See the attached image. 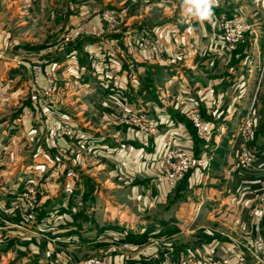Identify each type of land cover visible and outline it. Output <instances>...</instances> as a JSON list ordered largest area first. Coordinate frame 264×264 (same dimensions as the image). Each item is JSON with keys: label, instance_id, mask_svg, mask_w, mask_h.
<instances>
[{"label": "rangeland", "instance_id": "rangeland-1", "mask_svg": "<svg viewBox=\"0 0 264 264\" xmlns=\"http://www.w3.org/2000/svg\"><path fill=\"white\" fill-rule=\"evenodd\" d=\"M216 7L239 13L254 31L229 50L216 16L213 49L196 41L202 37L193 24L188 33L197 36L190 50L205 58L218 55L238 71L223 88L236 96L238 110L254 105L258 138L264 133V0H218ZM188 12L183 0H0V264H87L92 258L130 264L145 252L141 247L156 243L127 248L124 239L111 237L88 248L83 229L87 217L103 216L98 193L137 214L155 209L136 205L128 194L133 185H149L151 177L135 174V167L147 162L142 155L162 128L132 122L139 107L151 116L145 94L125 87L138 84L140 75L141 84L151 87L149 68L172 63L170 56L181 60L180 36H168L167 28L185 24L178 20ZM119 131L122 145L102 135ZM133 131L142 138L135 140ZM105 139L117 144L112 157L99 155L109 149ZM133 140L144 150L127 164L118 157L136 147ZM209 162L207 157L203 167ZM118 164V172L110 171ZM186 176L172 186L182 188ZM125 187L126 193L117 191ZM140 193L141 202L150 197ZM165 242L156 244L163 249Z\"/></svg>", "mask_w": 264, "mask_h": 264}, {"label": "crops", "instance_id": "crops-1", "mask_svg": "<svg viewBox=\"0 0 264 264\" xmlns=\"http://www.w3.org/2000/svg\"><path fill=\"white\" fill-rule=\"evenodd\" d=\"M229 10L222 7L211 9L210 20H201L188 12L187 19L178 20L185 24L170 25L167 29L171 35L168 36H180L183 45L181 60L177 61L170 56L172 63L166 66L158 65L157 69L149 68L150 78L155 81L151 82V87L145 88L141 84V75L137 77L138 84L126 85L128 87H125V91L133 90V93L138 91L139 95L145 94L144 98L148 103L144 106L148 107L150 121L154 126L162 128L161 133L150 137L151 146L142 155L147 162L143 163L141 168L135 167V174L151 177L149 185H133L128 194L136 205L143 204L144 207L150 205V208L155 209H151L150 213L137 214L132 209L123 208L120 203H115L102 193H98L97 198L101 199L100 205H103L104 212L101 219L99 216H92L85 220L83 230L86 233L84 236L86 247L89 248L90 244L96 242L104 246L109 243L111 237L131 238L140 245L151 239L152 243L158 244L164 240L168 247L162 249L163 246H160L162 243L159 246L154 243L141 247L140 250L145 252L138 253L137 258L130 264H176L179 256L187 253L203 261L225 256L230 258V264H258L254 241L259 232L264 237V215L259 232L255 227V216L260 194L264 190V133L262 131V135L256 137L253 142L259 168L237 167L230 136L237 126V120H241L247 108L245 111L238 110L234 102L236 96L228 95L230 89L223 87L232 80L236 81L238 71L235 73L227 66L228 64L225 66L221 57L214 53V56L208 58L195 54L190 47L193 46L192 37L196 34L188 33L193 28L192 25L196 24L199 37H202L201 41H196L212 50L216 35V16L232 14L228 12ZM219 43L222 47V42ZM220 67L225 69L219 71ZM138 70L141 73V66ZM175 97L178 101L176 99L174 101ZM196 107H200L203 117L218 130L217 137L215 135L211 141H204L192 133L193 125L188 113ZM102 135L106 138L112 137L118 145H122L125 139L120 131L106 134L107 136ZM132 135L135 140L136 137L139 140L142 138L140 133L136 134L134 131ZM105 141L109 149L100 150L99 155L114 156L111 154L115 153L117 144L115 141L111 142L115 143L112 145L107 139ZM131 142L136 147H132L129 152L125 151L123 157H120L119 152V160L123 158L121 160L126 162L129 159L130 162L132 157L140 156L144 150L139 141ZM170 145L184 146L197 155H207L211 166L192 170L187 174L182 188L171 186L161 179L164 171L161 155ZM148 162H151V165H147ZM119 168L121 165L118 164V167L110 171L118 172ZM126 189L128 188L117 191L126 193ZM140 189L150 195L145 196L143 202L139 199ZM174 191H178L176 192L178 197L168 203L167 199ZM163 204L166 205L161 209L159 205ZM110 208L119 214H113ZM122 212L127 217L122 218ZM124 236L126 237L123 238ZM79 239L84 241L82 237Z\"/></svg>", "mask_w": 264, "mask_h": 264}, {"label": "built area", "instance_id": "built-area-1", "mask_svg": "<svg viewBox=\"0 0 264 264\" xmlns=\"http://www.w3.org/2000/svg\"><path fill=\"white\" fill-rule=\"evenodd\" d=\"M217 32L221 34L226 47L229 50L236 48V46L242 41L244 36L254 31L252 26L246 21L239 13L232 15H225L220 18ZM104 60V59H101ZM104 62V61H103ZM118 75V72L114 69L112 71ZM143 108V106H142ZM138 116L132 118L134 123L143 124L144 128L149 126L150 117L145 108L143 110L139 107ZM150 115V114H149ZM255 107L251 104L246 113L242 116L238 127L232 132L230 136V142L232 144L233 155L236 160V166L240 169L259 168L257 165V157L253 149V142L256 137L255 133ZM189 119L192 121L193 126L197 130L198 136L204 141H211L215 138L217 128L211 122L207 121L202 113L200 107L192 108L188 113ZM130 122L131 124H133ZM218 134V136H220ZM90 137V136H88ZM217 137V135H216ZM207 156H197L195 153L189 151L184 146L170 147L164 154V173L161 175V179L168 184L175 185L177 181L183 179L186 174L194 169L203 167ZM205 167V166H204ZM259 206L256 210L255 227L260 231L261 219L264 215V190L259 197ZM127 238V237H126ZM124 239V247H136L138 243ZM133 247V248H134ZM254 252L259 264H264V237L258 234L254 241ZM87 264H111L108 259H90ZM176 264H230L229 257L220 258H208L206 260H200L192 254H181L177 259Z\"/></svg>", "mask_w": 264, "mask_h": 264}, {"label": "clouds", "instance_id": "clouds-1", "mask_svg": "<svg viewBox=\"0 0 264 264\" xmlns=\"http://www.w3.org/2000/svg\"><path fill=\"white\" fill-rule=\"evenodd\" d=\"M217 2L218 0H183V4L187 10L198 16L201 20L211 19V9Z\"/></svg>", "mask_w": 264, "mask_h": 264}, {"label": "bare ground", "instance_id": "bare-ground-1", "mask_svg": "<svg viewBox=\"0 0 264 264\" xmlns=\"http://www.w3.org/2000/svg\"><path fill=\"white\" fill-rule=\"evenodd\" d=\"M122 216L124 217L125 215L123 214Z\"/></svg>", "mask_w": 264, "mask_h": 264}]
</instances>
